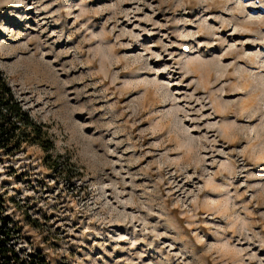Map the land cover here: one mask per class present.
I'll list each match as a JSON object with an SVG mask.
<instances>
[{
	"label": "rangeland",
	"instance_id": "374dc122",
	"mask_svg": "<svg viewBox=\"0 0 264 264\" xmlns=\"http://www.w3.org/2000/svg\"><path fill=\"white\" fill-rule=\"evenodd\" d=\"M0 70L24 264H264V0H0Z\"/></svg>",
	"mask_w": 264,
	"mask_h": 264
},
{
	"label": "trees",
	"instance_id": "16d2710c",
	"mask_svg": "<svg viewBox=\"0 0 264 264\" xmlns=\"http://www.w3.org/2000/svg\"><path fill=\"white\" fill-rule=\"evenodd\" d=\"M42 126L38 125L15 98L3 72L0 70V149L18 150L24 144H40L45 151L52 143L43 140ZM12 222L3 215L0 202V264H24L11 246L14 239Z\"/></svg>",
	"mask_w": 264,
	"mask_h": 264
}]
</instances>
